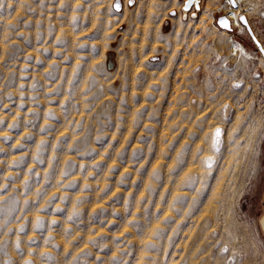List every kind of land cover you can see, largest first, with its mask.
Here are the masks:
<instances>
[{
	"label": "rangeland",
	"instance_id": "374dc122",
	"mask_svg": "<svg viewBox=\"0 0 264 264\" xmlns=\"http://www.w3.org/2000/svg\"><path fill=\"white\" fill-rule=\"evenodd\" d=\"M183 1L0 0V264H263L264 0Z\"/></svg>",
	"mask_w": 264,
	"mask_h": 264
},
{
	"label": "water",
	"instance_id": "95a60500",
	"mask_svg": "<svg viewBox=\"0 0 264 264\" xmlns=\"http://www.w3.org/2000/svg\"><path fill=\"white\" fill-rule=\"evenodd\" d=\"M231 5L236 7L237 6L236 0H232ZM199 7H200V0H184L183 4L181 5L182 16L184 18H186L188 13H190L191 16H196L197 11L199 10ZM173 13H174V10H173ZM238 18H239L240 22L246 27L252 41L255 43L256 47L258 48V50L261 52L262 56L264 57V52L261 51V49L264 48V45H263L262 41L256 35V33H255L254 29L252 28L247 16L244 13H241V14H239ZM216 21L220 27L228 29V30L232 29V25H231L232 22L226 14L218 15ZM221 21L227 22L228 27H224L223 24L221 23ZM261 223H262V228L264 230V214H263Z\"/></svg>",
	"mask_w": 264,
	"mask_h": 264
},
{
	"label": "bare ground",
	"instance_id": "6f19581e",
	"mask_svg": "<svg viewBox=\"0 0 264 264\" xmlns=\"http://www.w3.org/2000/svg\"><path fill=\"white\" fill-rule=\"evenodd\" d=\"M170 3L173 5V4L176 3V0H170ZM237 11H238V8H237V7H234V6L229 7L228 10H227L226 15H227L228 17H230L232 21H237ZM238 17H239V15H238ZM238 19H239V18H238ZM232 44H233V47H232L233 50H236V48H237V44H235V43H232ZM238 46H239V45H238ZM260 56H261V55H260ZM262 58H263V57H262ZM263 59H264V58H263ZM263 61H264V60H263ZM218 127H219V126L214 127V130H213L214 132L212 133V134H214V135H213V139H212V142H214V145H216V142H217V140H218V136H219V135H216V130L219 129ZM220 131H221V129H220ZM219 137H220V136H219ZM219 139H220V138H219ZM212 144H213V143H212ZM215 148H216V147H215ZM215 148H214V149H215ZM214 149H213V151H214ZM213 151H212V152H213ZM212 152H211V153H212ZM213 153H214V152H213ZM213 153H212V154H213ZM209 154H210V153H209ZM212 154H211V155H212ZM214 154H215V153H214ZM209 156H210V155H209ZM209 156H207V157H209ZM207 157H206V158H207ZM209 158H210V157H209ZM209 160L211 161V159H209ZM206 161H207V160H206ZM206 161H205V162H206ZM207 163H209V162H207ZM263 260H264V259H263ZM263 264H264V262H263Z\"/></svg>",
	"mask_w": 264,
	"mask_h": 264
},
{
	"label": "snow or ice",
	"instance_id": "6c2138e0",
	"mask_svg": "<svg viewBox=\"0 0 264 264\" xmlns=\"http://www.w3.org/2000/svg\"><path fill=\"white\" fill-rule=\"evenodd\" d=\"M129 2L131 3V0H129ZM229 2H232V0H229ZM116 7L119 8V4H117ZM221 23L223 24L224 27H228L227 22L221 21ZM261 51L264 52V48H262ZM219 131H220L219 129L216 130V135H219Z\"/></svg>",
	"mask_w": 264,
	"mask_h": 264
}]
</instances>
